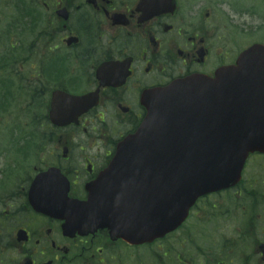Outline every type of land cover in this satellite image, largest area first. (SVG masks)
<instances>
[{"label": "flooded vegetation", "instance_id": "af4514ba", "mask_svg": "<svg viewBox=\"0 0 264 264\" xmlns=\"http://www.w3.org/2000/svg\"><path fill=\"white\" fill-rule=\"evenodd\" d=\"M255 44L264 46V0H0V264H178L179 254L181 264H264V155L250 157L234 187L199 198L161 239L129 245L101 229L63 231L141 123L145 91L212 77ZM56 92L97 102L56 126ZM50 168L61 176L43 182ZM50 186L67 191L64 219L43 212ZM144 202L133 199L131 211ZM205 208L236 220L212 222ZM178 233L186 247L177 253L170 243L146 259Z\"/></svg>", "mask_w": 264, "mask_h": 264}, {"label": "water", "instance_id": "95a60500", "mask_svg": "<svg viewBox=\"0 0 264 264\" xmlns=\"http://www.w3.org/2000/svg\"><path fill=\"white\" fill-rule=\"evenodd\" d=\"M241 61L246 63L243 69L264 73L262 47L244 53ZM243 79L241 72L221 70L214 79L190 77L144 93L145 118L118 146L98 184L103 192L72 213L83 224L81 233L107 228L113 237L141 243L178 227L199 195L238 180L247 153L264 152V102L246 94ZM59 99L53 94L49 114L57 126L75 121L90 107L85 106L87 98L70 97L59 108ZM136 172L150 183L159 182L167 192L160 187L153 195L154 220L153 210L144 211L143 224L132 228L123 224V202L107 189ZM55 178L53 169L43 173V181ZM50 193L43 195V210L64 217L59 210L63 201Z\"/></svg>", "mask_w": 264, "mask_h": 264}, {"label": "rangeland", "instance_id": "374dc122", "mask_svg": "<svg viewBox=\"0 0 264 264\" xmlns=\"http://www.w3.org/2000/svg\"><path fill=\"white\" fill-rule=\"evenodd\" d=\"M255 36H257V35H254V37ZM221 201L222 200H218V204H221ZM225 204H231V202L230 201H227ZM203 215L205 216V217H208L209 219H210V221H212V222H216V223H221V222H225V221H227V222H230V221H235L236 220V216H234V217H226L225 215L223 216V217H221V219L219 220L218 218H217V216L215 215V211L214 210H211L210 208H205L204 209V211H203ZM215 218H217V220H215ZM176 237H175V239L173 240L174 242H170V241H165L164 243H166V244H161L162 245V247H161V245L159 244L157 247L155 246V248L151 251V254H150V256H147L146 257V259L147 260H152L153 258H156L155 257V255H158L159 256V253H161V252H166L167 251V249H166V247H168V246H170V243H172V244H174V247H175V250L177 251V253H178V248L179 247H177L179 244H183L185 247L188 245V243H189V240H187L186 238H185V236H181L180 235V233H178L177 235H175ZM181 240V241H180ZM164 250V251H163ZM177 257V263L178 264H181V263H183V261H182V259H184V255L182 254H179V256L178 255H176ZM160 257V256H159ZM162 262H164V261H162ZM181 262V263H180Z\"/></svg>", "mask_w": 264, "mask_h": 264}]
</instances>
